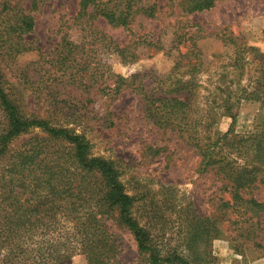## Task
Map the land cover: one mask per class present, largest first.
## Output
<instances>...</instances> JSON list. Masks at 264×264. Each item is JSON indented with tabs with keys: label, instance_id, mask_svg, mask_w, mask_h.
<instances>
[{
	"label": "rangeland",
	"instance_id": "374dc122",
	"mask_svg": "<svg viewBox=\"0 0 264 264\" xmlns=\"http://www.w3.org/2000/svg\"><path fill=\"white\" fill-rule=\"evenodd\" d=\"M187 1L138 0L136 9L153 6L155 15L139 12L128 28L100 19L88 30L76 20L78 0H43L31 10L34 32L24 35L32 49L9 58L0 45L4 87L24 116L84 134L94 156L117 163L126 191L135 197L133 217L163 251L185 240L191 222L210 220L216 230L208 244H200L218 264H264V248L242 235L249 225L243 219L250 213L242 217L223 208L231 199L227 181L215 170L203 171L186 135L159 127L145 109L149 97L176 94L174 89L190 82L191 117L199 122L211 111L215 137L229 129L237 134L263 130L264 106L243 89L254 90L261 72L255 53L246 48L264 54V0H215L214 7L199 12H188ZM5 2L28 10L30 0H0V23ZM109 40L124 49L123 56ZM66 42L81 53L63 63L56 56ZM189 62L197 69L185 73ZM119 78L125 81L116 92ZM228 95L234 100L244 95L234 120L221 107ZM195 129L200 132L201 127ZM244 196L264 202V189ZM109 224L119 241L120 264L139 263L133 235ZM67 264L88 263L76 255Z\"/></svg>",
	"mask_w": 264,
	"mask_h": 264
},
{
	"label": "trees",
	"instance_id": "16d2710c",
	"mask_svg": "<svg viewBox=\"0 0 264 264\" xmlns=\"http://www.w3.org/2000/svg\"><path fill=\"white\" fill-rule=\"evenodd\" d=\"M42 1L30 0L28 10L3 4L0 45L4 55L15 58L32 49L24 35L34 32L31 10ZM78 1L76 20L88 30L100 19L128 28L139 12L155 15L153 6L136 9L138 0ZM214 5L215 0H188L185 9L199 12ZM94 30L102 34L95 25ZM109 46L124 55V49L112 40ZM77 49L66 42L56 57L64 63L72 53H81ZM246 49L255 53L261 72L254 90L247 92L245 88L244 95L264 106V54L255 47ZM196 65L189 62L187 67L191 68L185 73L197 69ZM71 78L77 81L78 75ZM119 79L116 92L125 81ZM192 91L190 82L183 83L173 90L176 94L153 96V100L149 97L145 109L159 127L186 135L201 157L203 171L215 170L227 181L231 199L223 203L225 212L233 210L242 217L250 213L243 219L249 225L242 235L252 237L257 247L264 248L255 240L264 241V202L244 196L253 189H264V129L249 134L229 129L215 137L210 129L214 122L211 111L201 115L199 122L191 117ZM241 99L234 100L232 95L223 98L224 115L234 120ZM0 112V264H67L76 255H83L88 264H120L119 241L109 222L133 235L140 258L137 264H218L206 246L201 248L216 230L210 220L191 222L185 240L163 251L133 217L135 197L126 191L117 163L94 156L84 134L44 118L24 116L9 97L1 72ZM196 126L201 127L200 132ZM26 135L21 144L13 145ZM234 221L237 223L238 218Z\"/></svg>",
	"mask_w": 264,
	"mask_h": 264
}]
</instances>
